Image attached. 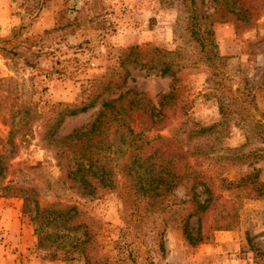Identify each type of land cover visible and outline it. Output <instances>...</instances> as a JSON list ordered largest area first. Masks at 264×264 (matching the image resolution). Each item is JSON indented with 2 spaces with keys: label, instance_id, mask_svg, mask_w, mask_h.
Listing matches in <instances>:
<instances>
[{
  "label": "rangeland",
  "instance_id": "obj_1",
  "mask_svg": "<svg viewBox=\"0 0 264 264\" xmlns=\"http://www.w3.org/2000/svg\"><path fill=\"white\" fill-rule=\"evenodd\" d=\"M226 3L233 13L227 11L229 14L219 16L220 21L210 0L198 3L199 18L211 22L221 58L215 70L196 64L178 71L174 81L131 70L134 81H128L125 89L133 88L154 103L157 95L173 85L179 102L189 106L186 116L204 127L220 121L221 100L225 108L228 105V123L220 129L225 134L220 145L241 148V154L249 155L252 163L213 162L212 167L205 163L201 171L218 180L237 181L248 175L250 180L264 183V142L258 135H264L260 116L264 113V0ZM183 11L181 0H0V43L19 54L13 59L0 54L2 87L17 90L42 113L57 103H75L116 66L120 50L128 46L173 51L187 45L186 52H193L187 23L178 19L187 16ZM249 90L252 107L246 97ZM95 113L91 110L65 120L56 136L88 125ZM127 118L135 132L141 131L148 138L168 137L167 127L152 124L140 112H129ZM6 135L7 128L0 123V141ZM14 144L16 150L7 163L5 181L36 186L41 204L57 196L63 203L77 204L97 220L96 241L102 264H264L263 200L241 198L236 189L221 191L218 203L225 205L221 209L233 206L237 211L232 229L211 232L191 248L179 226L170 223L163 231V249L159 250L154 219L135 222L123 211L122 180L117 191L79 199L54 184L60 175L56 150L45 147L37 134L28 142L17 138ZM20 208V199L0 198V264H82L76 256L68 261L43 258L35 250L32 226Z\"/></svg>",
  "mask_w": 264,
  "mask_h": 264
},
{
  "label": "trees",
  "instance_id": "obj_2",
  "mask_svg": "<svg viewBox=\"0 0 264 264\" xmlns=\"http://www.w3.org/2000/svg\"><path fill=\"white\" fill-rule=\"evenodd\" d=\"M210 1L217 7L218 21L222 19L219 16L229 14L227 11L233 13L226 0ZM201 2L181 0L187 16L178 18L187 23L193 52H186L187 45L173 51L146 45L128 46L120 50L116 66L107 70L75 103H57L42 113L36 103L23 100L15 89L3 88L0 81V123L7 128L6 139L0 141V198L21 200L20 213L31 224L35 250L43 258L68 261L76 256L82 264H102L96 241L98 221L77 204L63 203L57 196L41 204L36 186L5 181L17 138L28 142L37 134L45 147L56 150L60 175L54 184L79 199L117 191L122 180L123 211L129 212L128 217L135 222L154 219L159 250L163 249V231L170 223L179 226L183 240L191 248L201 244L211 232L232 229L237 211L233 206L221 209L225 206L218 203L221 191L236 189L241 198L264 201L263 182L252 181L248 175L237 181L218 180L201 171L205 163L211 167L213 162L252 163L249 155L241 154V148L220 145L225 135L220 129L228 123L225 116L228 105L225 108L219 100L220 121L204 127L186 116L189 106L179 102L173 85L166 93L157 95L154 103L133 88L125 89L128 81H134L131 70L174 81L178 71L196 64L210 71L216 69L221 58L216 52L211 22L199 18ZM0 54L7 59L19 55L1 43ZM246 97L252 107L250 90ZM91 110L96 113L88 125L56 136L65 120ZM129 112L142 113L152 124L162 123L168 129V137L148 138L141 131H133L127 118ZM260 116L264 119V113ZM258 135L264 142V135ZM248 138L245 134V144Z\"/></svg>",
  "mask_w": 264,
  "mask_h": 264
}]
</instances>
